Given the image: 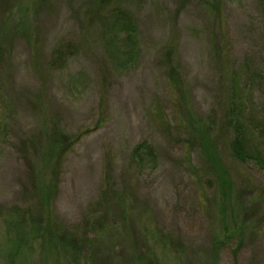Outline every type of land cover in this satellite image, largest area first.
<instances>
[{"label":"rangeland","instance_id":"obj_1","mask_svg":"<svg viewBox=\"0 0 264 264\" xmlns=\"http://www.w3.org/2000/svg\"><path fill=\"white\" fill-rule=\"evenodd\" d=\"M221 3L0 0V264H264V169L228 156L231 101L264 130V7ZM98 5L131 14L135 44Z\"/></svg>","mask_w":264,"mask_h":264},{"label":"trees","instance_id":"obj_2","mask_svg":"<svg viewBox=\"0 0 264 264\" xmlns=\"http://www.w3.org/2000/svg\"><path fill=\"white\" fill-rule=\"evenodd\" d=\"M105 1V0H103ZM108 1V0H107ZM206 5H217V8H215V14L218 18L221 16V9L220 5H222L221 0H202ZM262 5L264 7V0H262ZM108 6L110 5H98V8H100L101 12L102 10L107 9V21H111V27L110 29L114 31V35L117 38L123 39L122 34L126 36L123 41L129 44H135V32H136V25L133 21V18L130 13H128L126 10L119 9L118 7H115L114 9H108ZM102 15L101 13L98 14V16ZM264 15V12H263ZM134 51V48H133ZM132 51V52H133ZM128 54H131V51H129ZM56 55H59L60 57H57V61H61L63 57V53L61 51L57 52ZM132 55V54H131ZM7 52L0 40V102L2 101V78H1V70L5 66ZM172 75V81L174 77V72L171 73ZM170 75V79H171ZM231 118L228 122V130L230 132V139L228 142V153H229V159L233 160L234 162L240 164V165H254L259 167L260 169H264V130L258 132L255 131V126L253 120L248 117V109L245 107V103L242 102L241 99L237 101H231V108H230ZM264 125V123L260 124ZM259 125V126H260ZM264 128V126H263ZM262 128H260L261 130ZM82 136H75V137H64L66 145H63V151L61 154H65L66 151L70 150L72 146H74L79 140H81ZM206 138L204 139V141ZM61 146L58 144V146L55 148L54 154L57 153ZM204 154L206 156V160L212 168L213 172L216 174L217 179L219 181V188L224 198L229 199L231 197L232 192V181L230 178L229 173L227 172L224 163L220 159L219 155L217 154L214 147L207 143L205 145V151ZM134 155L137 158L136 164L140 167H144V164L146 163H152L155 159V153L153 151V148L149 146L148 144H141L134 150ZM108 176V169L106 167V185H104V193H108L107 197L115 198L119 196V200H121L120 196H125V194H116L114 191H110V183ZM55 183H52L51 188L55 187ZM53 191V190H52ZM103 191V190H102ZM110 192V193H109ZM51 194V193H50ZM121 202V201H120ZM116 217H119L118 214L115 215ZM21 219H19V223L21 225H24L28 219L36 220L39 217L37 215H34L30 212H24L21 216ZM19 217V218H20ZM56 234H59L61 238H64V242L67 246V248H71L73 245L74 247L78 248L79 246H82L83 244L86 245L85 238L79 239L75 233H71L68 230H63L60 228H56ZM86 242V243H84Z\"/></svg>","mask_w":264,"mask_h":264}]
</instances>
